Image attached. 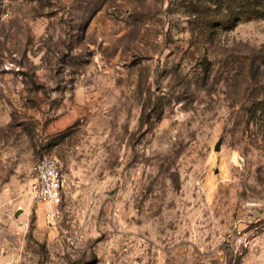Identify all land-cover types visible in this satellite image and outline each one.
<instances>
[{
  "label": "rangeland",
  "instance_id": "374dc122",
  "mask_svg": "<svg viewBox=\"0 0 264 264\" xmlns=\"http://www.w3.org/2000/svg\"><path fill=\"white\" fill-rule=\"evenodd\" d=\"M227 6L0 0V264H264V19Z\"/></svg>",
  "mask_w": 264,
  "mask_h": 264
},
{
  "label": "built area",
  "instance_id": "2783aa9c",
  "mask_svg": "<svg viewBox=\"0 0 264 264\" xmlns=\"http://www.w3.org/2000/svg\"><path fill=\"white\" fill-rule=\"evenodd\" d=\"M32 177L29 194L35 203L45 207L47 218L54 220L61 212L66 190L61 162L49 154L42 155L32 167Z\"/></svg>",
  "mask_w": 264,
  "mask_h": 264
},
{
  "label": "trees",
  "instance_id": "16d2710c",
  "mask_svg": "<svg viewBox=\"0 0 264 264\" xmlns=\"http://www.w3.org/2000/svg\"><path fill=\"white\" fill-rule=\"evenodd\" d=\"M211 6L221 4V0H207ZM228 22L232 25L241 20L264 19V0H228Z\"/></svg>",
  "mask_w": 264,
  "mask_h": 264
},
{
  "label": "water",
  "instance_id": "95a60500",
  "mask_svg": "<svg viewBox=\"0 0 264 264\" xmlns=\"http://www.w3.org/2000/svg\"><path fill=\"white\" fill-rule=\"evenodd\" d=\"M220 145H221V142H218L217 146H216V149L219 150L220 149Z\"/></svg>",
  "mask_w": 264,
  "mask_h": 264
}]
</instances>
